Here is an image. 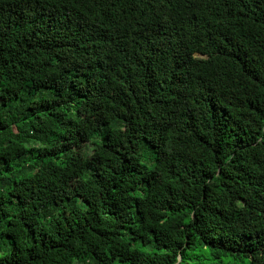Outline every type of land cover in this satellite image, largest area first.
<instances>
[{
    "label": "trees",
    "instance_id": "obj_1",
    "mask_svg": "<svg viewBox=\"0 0 264 264\" xmlns=\"http://www.w3.org/2000/svg\"><path fill=\"white\" fill-rule=\"evenodd\" d=\"M0 264H264V0H0Z\"/></svg>",
    "mask_w": 264,
    "mask_h": 264
}]
</instances>
